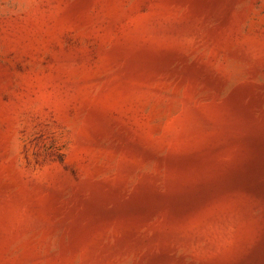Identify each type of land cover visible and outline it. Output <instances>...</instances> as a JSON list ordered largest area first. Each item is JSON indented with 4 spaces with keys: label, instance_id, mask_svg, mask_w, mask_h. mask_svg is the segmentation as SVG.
<instances>
[{
    "label": "rangeland",
    "instance_id": "1",
    "mask_svg": "<svg viewBox=\"0 0 264 264\" xmlns=\"http://www.w3.org/2000/svg\"><path fill=\"white\" fill-rule=\"evenodd\" d=\"M0 264H264V0H0Z\"/></svg>",
    "mask_w": 264,
    "mask_h": 264
}]
</instances>
